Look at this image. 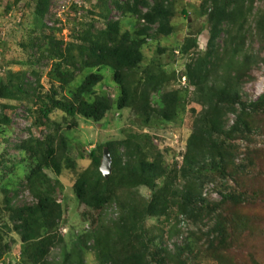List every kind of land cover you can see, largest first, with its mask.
Wrapping results in <instances>:
<instances>
[{"label":"trees","instance_id":"trees-1","mask_svg":"<svg viewBox=\"0 0 264 264\" xmlns=\"http://www.w3.org/2000/svg\"><path fill=\"white\" fill-rule=\"evenodd\" d=\"M52 1L55 0H34L36 25L32 30L38 25L44 27L42 20L50 12ZM174 2L96 0V18L83 23L74 18L80 27L72 29L69 42L55 37L60 27H50L49 33L37 37L29 36L32 41L28 47L35 50L30 65L50 63L46 90L34 69L29 71L35 76L32 83L25 79V71L0 77V100H28L34 114L32 125L47 129L43 136L29 134L16 144L23 157L11 165L6 164L5 155L0 157V182L22 164L21 186L33 199L30 204L13 205L18 190L0 189L5 204L0 209V224L4 213L11 223L0 227V259L9 251L3 230L14 231L20 239V260H9L7 264H48L50 249L62 241L58 229L64 205L56 198L62 189L60 181L52 179L46 170L59 176L76 166L80 171L71 183L74 200L83 207L80 215L85 221L89 220V211H96V217L90 221L92 230L83 235L82 246L72 248L58 264H84L78 255L83 248L94 251L98 264H196L197 251L209 252V257H222L223 264H231L225 260L226 250L238 242L242 230L253 229V223L244 214L241 218L219 213L217 207L230 203L237 206L246 198L232 190L222 193L218 203H209L201 198V190L204 182L214 175L236 176L239 169H244V165L234 164L239 146L233 141L249 139L253 121L247 116L264 111V90L254 101H242L241 85L249 78L255 61L241 52L247 35L257 36L264 47V14L251 31L246 25L254 0H203L199 14H205L209 24L207 49L186 64L183 72L186 86L166 89L176 80L173 71L167 75L162 66L157 69L149 66L140 73L137 70L143 61L142 48L148 44L149 31L154 28L159 36L173 32ZM68 6L74 17L84 8L73 2ZM112 8L122 15L136 16L138 27L134 31L122 29L119 19L110 18ZM100 19L103 27L96 28ZM196 47V36L189 35L178 51L188 57ZM156 50L163 53L166 48L157 45ZM171 54L176 57L174 50ZM102 66L112 70V79L119 88V95L111 102L121 110L134 111L140 120L139 128L148 125L154 116L167 123L180 122L187 103L200 106L198 110L190 108L191 129L177 165L170 167L152 137L141 130H122L120 138L97 143L88 153L89 163L83 167L69 155L68 137L50 115L62 112L67 117L64 119L68 122L67 129L77 126L78 117L101 121L112 104L109 95L94 90L102 80L99 72ZM82 74L81 82L74 85L76 77ZM11 108L14 106L0 104V124L4 127L10 124L11 117L6 111ZM229 114L234 115V121L227 126ZM103 149L111 159L108 177L99 170ZM229 166L233 171L228 172ZM141 186L148 189V198L139 194ZM110 206L115 207L116 216L107 217L106 208ZM181 216L194 223L193 230L186 234L182 244L173 242V249L162 247L159 241H163L162 234L157 239L147 228V219L165 218L166 234L172 237L182 236L176 224ZM204 218L209 219V224H204L205 231L199 226ZM88 241L90 247L86 245Z\"/></svg>","mask_w":264,"mask_h":264},{"label":"rangeland","instance_id":"rangeland-1","mask_svg":"<svg viewBox=\"0 0 264 264\" xmlns=\"http://www.w3.org/2000/svg\"><path fill=\"white\" fill-rule=\"evenodd\" d=\"M66 0L52 1L50 12L42 20L44 27L32 30L35 23L33 14L34 0H0V77L8 78L9 73H18L25 71V79L28 83L35 80V76L29 73L34 69L38 71L39 82L43 90L48 88V71L50 63L46 65L45 61L39 64L30 65L34 49L28 47L31 38L29 36H40L49 33L50 27L61 28V31L55 32L56 38H62L64 43L72 39L73 28L79 29L76 25L78 21L87 22L96 18L97 9L94 8L96 0H75L82 3L83 9L79 10L74 17L72 8L65 2ZM121 1V0H118ZM203 0H175L174 9L175 15L172 18L173 32L166 36H159L154 33V28L151 29L148 44L142 48L143 61L138 67V73L149 66H162L166 70L167 75H171L172 71L176 78L175 82L169 83L166 89L171 87H181L179 81L185 71V66L190 62L191 58H196L202 55L207 49V40L209 38V24L205 14H199L200 5ZM248 4V1L247 3ZM144 11V9H143ZM84 15L83 16H81ZM264 14V0H254L251 6V12L248 16L246 29L254 30L256 21ZM111 19H119L122 29L134 31L138 27V18L131 15H122L119 11L112 8L110 13ZM103 20L100 19L95 23L96 28L103 27ZM76 25V26H75ZM194 35L197 38V47L188 57L180 55L178 51L179 45L186 36ZM223 35H221L222 37ZM30 38V39H29ZM246 45L242 54L251 55L255 62L252 63L249 72V78H245L241 85L242 101H254L258 95L264 90V47L260 43L257 36L247 35ZM222 39L217 42L220 44ZM25 44V46H21ZM157 45L165 47L163 53H158ZM178 51L172 56L171 51ZM244 51V52H243ZM240 56V55H239ZM102 80L95 86L96 93H105L115 102L119 95V88L112 79V70L109 67L102 66L100 69ZM86 74V73H84ZM82 75L76 77L74 85L79 84ZM193 87L189 88L190 90ZM190 95V94H189ZM188 99L190 96L187 97ZM111 104V108L105 113L101 121L93 122L90 119L78 117L77 126L68 128L65 120L67 117L60 111H55L50 115L51 120L61 124V128L68 137L70 145L69 155L75 157L78 165L85 166L89 163L88 153L97 143H103L108 139L120 138L124 132L141 130L152 137L153 142L162 151L165 162L172 167L178 164L185 151V143L188 134L190 133V124L192 120L190 108L199 109V105L190 102L186 105V112L182 116L180 122H164L157 117H151L148 125L139 128L140 120L135 115V112L129 109H119L115 103ZM9 104L14 106L6 111L10 115V124L6 127L0 124V157L5 155L7 165L21 159L23 155L15 148L21 140L26 139L29 134L36 137L43 136L46 128L35 127L32 125L34 114L32 113L31 103L28 100L23 101H6L0 100V104ZM250 121H253V131L248 140L233 141L238 143L239 150L234 159L235 166L242 164L244 169H239L236 176L228 175L226 177L215 176L211 180H206L202 187V197L209 203H218L222 193L232 192L242 193L246 200L241 204L233 206L223 204L217 207V211L223 214H231L241 216L244 214L253 223V229H244L238 236V242L234 243L226 250V261H231V264H264V111H258L256 114H251ZM65 119V120H64ZM227 126L234 121V115L227 116ZM124 132H123V131ZM123 132V133H122ZM83 155V160L79 157ZM22 164L17 166L13 173H8L0 182V189L7 187L10 192L18 190V195L13 200V205H24L33 202L30 194L21 186V177L23 176ZM228 168V172L233 171V168ZM1 170V169H0ZM80 167L76 166L75 170H64L59 176H55L51 170H46L47 174L52 178H57L61 185V191H58L56 198L64 205L63 215L59 224V235L62 241L50 249L47 257L48 264H58L64 254L71 252L72 248L78 249L82 246L83 235L88 233L92 228L90 221H94L96 211H87L89 220L81 217L80 213L83 207L79 206L74 200L71 191V183L75 179ZM2 172V171H1ZM6 173V172H4ZM138 192L141 196L148 198L150 193L146 187H139ZM3 194L0 191V209L4 207ZM107 217L116 216L114 206L106 208ZM88 214L86 216H88ZM105 217V215H104ZM84 219V220H83ZM165 218L147 219L146 225L156 238L162 234L163 241L160 245L167 249H173L174 243L182 244L186 234L193 230L194 223L185 217H179L177 227L182 232V236H168L166 234L168 225ZM9 218L4 213L2 224L8 223ZM0 224V227L2 226ZM8 224H11L10 222ZM209 224V219L204 218L199 226L203 231L204 226ZM5 232V242L9 244V251L0 259V264H7L9 260L19 261L20 239L14 231ZM181 234V233H180ZM79 241V242H78ZM91 246V241L86 244ZM80 257L84 264H98L94 251L91 248L81 251ZM209 252L197 251L196 264H223V258L216 259L209 257Z\"/></svg>","mask_w":264,"mask_h":264},{"label":"water","instance_id":"water-1","mask_svg":"<svg viewBox=\"0 0 264 264\" xmlns=\"http://www.w3.org/2000/svg\"><path fill=\"white\" fill-rule=\"evenodd\" d=\"M110 162L111 159L109 153L106 149H103L99 170L105 177H108L110 174Z\"/></svg>","mask_w":264,"mask_h":264},{"label":"built area","instance_id":"built-area-1","mask_svg":"<svg viewBox=\"0 0 264 264\" xmlns=\"http://www.w3.org/2000/svg\"><path fill=\"white\" fill-rule=\"evenodd\" d=\"M65 2H66L67 4H69V5H70L72 2L75 3V4H77L78 6H81V4H82V3L77 2V1H75V0H66ZM181 82H182V84H184V79H182Z\"/></svg>","mask_w":264,"mask_h":264},{"label":"clouds","instance_id":"clouds-1","mask_svg":"<svg viewBox=\"0 0 264 264\" xmlns=\"http://www.w3.org/2000/svg\"><path fill=\"white\" fill-rule=\"evenodd\" d=\"M141 22L143 23V21L141 20ZM175 52H177L176 54H178V51H174V53ZM182 79H184V84H182ZM181 81H179L180 82V84L182 85V86H186V80H185V78L182 76V78H181ZM109 99H110V103H112L111 101H112V99L109 97ZM103 175V174H102Z\"/></svg>","mask_w":264,"mask_h":264}]
</instances>
